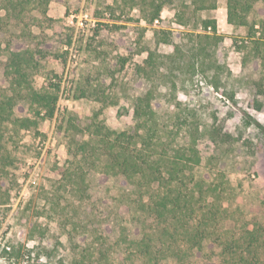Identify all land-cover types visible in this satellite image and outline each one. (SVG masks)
<instances>
[{"label":"rangeland","instance_id":"374dc122","mask_svg":"<svg viewBox=\"0 0 264 264\" xmlns=\"http://www.w3.org/2000/svg\"><path fill=\"white\" fill-rule=\"evenodd\" d=\"M226 1L172 0L153 25L146 19L150 8L144 0H51L45 15L33 9L31 16L38 24L33 32L43 36L36 43L45 42L49 52L36 71L35 85L40 90L60 85V98L53 120H39L37 128L21 131L9 144L14 160L10 172L16 183L6 184L13 197L0 205V264L56 262L70 255L65 224L67 230L77 224L79 232L90 234L111 228L129 215L126 205L96 203L105 187L113 186L101 174L89 177L94 199L86 201L78 200L70 185L61 187L59 182L73 161L72 152L86 140L80 130L86 129L93 115L100 113L113 130L126 129L133 125L132 102L149 90L157 97L154 109L164 116H173L177 104L195 115L191 129L193 135L198 124L202 177L212 180L220 175L223 188L228 189L225 207L236 211L235 218L241 212L264 226V112L254 111L255 96L249 87L260 69L256 62L242 68L244 53L236 50V43L247 30L229 25ZM204 19H215L225 37L220 48H208L232 72L234 100L210 84L213 71L192 74L186 66L170 70L168 56L174 50L160 42L159 32H175L186 45L187 34H201ZM9 36L0 30L1 49ZM150 56L165 77L151 74L149 80ZM16 113L33 118L26 106ZM210 128H219L231 138L214 144L207 134ZM190 136L191 132L183 131L180 142H189ZM210 250L219 251L207 241L205 252ZM197 264L205 263L197 260Z\"/></svg>","mask_w":264,"mask_h":264},{"label":"trees","instance_id":"16d2710c","mask_svg":"<svg viewBox=\"0 0 264 264\" xmlns=\"http://www.w3.org/2000/svg\"><path fill=\"white\" fill-rule=\"evenodd\" d=\"M50 2L0 0V30L10 34L5 48H0V205L8 204L13 197L6 184L16 183L10 172L14 166L9 148L13 137L37 128L39 120H53L57 114L61 86L40 90L34 80L49 52L45 42L36 43L43 36L34 34L32 28L38 24L31 14L37 8L45 15ZM144 3L150 8L148 24L153 25L172 0ZM226 3L229 25L247 30L246 37L236 43V50L244 53L243 69L252 62L260 69L249 87L255 96L254 111L263 113L264 0ZM201 29V34L186 35V45L177 40L175 32H159L160 42L174 50L168 56L170 70L175 72L186 66L192 74L213 71L210 84L234 100L232 72L208 48H220L225 37L219 34L215 19L202 20ZM147 63L149 80L151 74L165 77L152 56ZM156 98L154 91L149 90L132 102L133 125L126 129L109 128L96 112L86 129L80 130L87 138L72 152L73 161L59 182L61 187L70 185L73 195L86 201L94 199L89 194V177L101 174L113 186H106L96 203L126 205L129 215L122 216L111 228L90 234L79 232L77 224L67 230L65 224L70 255L41 264H197V260L205 264H264V226L241 212L235 218L236 211L225 207L228 189L223 188L220 175L212 180L202 177L198 124L193 135L191 129L195 115L177 104L174 115L166 117L154 109ZM21 106L29 107L33 118L17 115L16 109ZM68 119L72 123V118ZM183 131L191 132L189 142H180ZM207 134L218 145L231 138L219 128H210ZM114 189L116 194L112 195ZM230 221L234 223L232 227H228ZM207 241L219 251L205 252Z\"/></svg>","mask_w":264,"mask_h":264}]
</instances>
